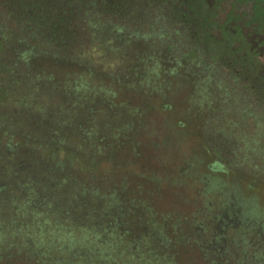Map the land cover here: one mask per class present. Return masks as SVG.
Listing matches in <instances>:
<instances>
[{
  "label": "rangeland",
  "instance_id": "374dc122",
  "mask_svg": "<svg viewBox=\"0 0 264 264\" xmlns=\"http://www.w3.org/2000/svg\"><path fill=\"white\" fill-rule=\"evenodd\" d=\"M203 26L183 0H0V221L20 215V249L35 237L61 264H194L174 245L218 239L229 264H264V82L210 57ZM63 41H74L58 56H76L70 71L22 59L31 46L63 52ZM183 57L209 90L201 108L169 71ZM14 164L46 176L44 216H22Z\"/></svg>",
  "mask_w": 264,
  "mask_h": 264
},
{
  "label": "trees",
  "instance_id": "16d2710c",
  "mask_svg": "<svg viewBox=\"0 0 264 264\" xmlns=\"http://www.w3.org/2000/svg\"><path fill=\"white\" fill-rule=\"evenodd\" d=\"M197 5L198 3L196 4V2H191L189 4V11L193 12V15L199 16L200 18L203 19V22H204L203 27L205 28L206 31L203 35L204 38L199 39L200 43L203 44V46L206 49V52L209 54L210 57L214 59H218V60L221 59L222 56H226L229 58L231 56V53L229 51L230 46L228 47L219 46L218 42L211 35V31L215 29L216 27V23L214 22L215 11L209 10L207 4L204 2H201V5H198V6ZM6 20L10 21V19L7 17H6ZM20 33L24 34L23 31H21V29H20ZM73 42L74 41H72L69 45H67L65 44V41H63V46H64L63 52L62 50H49V49L47 50L45 48L39 49V48H34L33 46L27 47V49L25 48V50L22 52V59L24 60L32 59L33 61H36L37 63L41 64L42 67L46 68V70H49V71H53V72L55 71L58 73L63 72V71H70L71 69L75 68L74 60L76 56L72 55V58L70 59L68 58L59 59L58 56L61 53H66L69 55L75 52L72 49ZM256 71H257V68L256 69L251 68L248 74L254 76V73ZM82 74L84 73L82 72ZM59 153H62L63 156H65L63 150H61ZM207 161H206L208 163L207 168L212 172L222 174L224 172L232 171L229 165L227 166L222 162L212 161V160L211 161L207 160ZM16 175H17V172H16ZM30 182H31L30 184L26 183L24 185L25 188L24 189L22 188L23 192H20L18 195L19 197H17V198H22L23 193H24L27 195V198L29 199L27 203V207H23V209H25L23 210L25 214H22V216H25L27 218L29 213H33L37 211H41L40 216H44L42 210L47 209L46 207H48L49 205H47L45 198L42 196V194H39V191H36V190H39L40 182H38V180L36 181L30 180ZM4 190H5V186H0V195L2 194ZM12 192H15V191H12ZM52 194L55 196L54 192ZM56 204L58 205V202ZM57 205L54 204L52 206L56 207ZM53 211H56V209H54ZM0 214H1V210H0ZM66 215L67 216L70 215L72 217V220H69L67 218L65 219L66 221L68 222L71 221L70 223L72 222L81 223V224L79 223L76 225V228L80 230L79 232L81 231L84 232L86 230V227L83 223L85 221L81 218V216L77 218L76 216H72L71 212H68V211H64V213L61 212V216H66ZM18 216L20 215H16V219H12L10 222L0 221V239L1 238H4V240L7 239L5 244L8 245V246L3 247V249L1 248L3 251L0 250L1 251L0 252V264H21L22 262H24V264H61L62 262L59 261L60 255H57L55 257L53 256L49 257V256H46L45 254L43 255L39 254L38 250L40 249L39 248L40 245L35 244L36 239H37V238L35 239V237L32 239L33 242H30L29 241L30 238H29L28 241L27 240L24 241V243L22 244L23 246H21V249L18 247V245H21L22 243L21 239L23 236H21V234L23 233V229H25V227L21 226V222L18 219ZM210 218L212 222H217V224L219 221H223V219H221L220 217L214 218V220H213V217H210ZM229 218L234 220V218H232L231 216H229ZM237 220L239 221L240 219H237ZM71 225H74V224H71ZM256 227L257 225L253 226V223H248L246 226L245 225L242 226L241 229L247 232H250L251 241H253L254 238L260 239L261 233L259 232V229ZM126 235L127 233L123 234V237H125ZM29 244H31V246H29ZM166 247L168 246L166 245ZM174 248H175L174 254L175 255L178 253L180 254V257L179 255H176L177 261L179 262H181L180 258L182 257L184 252L188 249L189 250L191 249L192 251H194L195 254H197L196 257H193V262H195L194 264H229L228 259L225 258V255L226 256L230 255L229 248L227 247L225 249V247L220 246V242L218 239H215L214 241H209L208 243H204L198 240H194L190 242L189 244L188 242L176 243L173 249ZM263 251L264 250H262L261 252ZM246 254H247V251L245 250L242 252L240 251L238 252V255L242 259L244 258V255L246 256ZM258 257H256V260L258 263L256 262L254 263L253 261H251V255L249 254L247 262L244 260L245 264H261L260 261L258 260L260 258Z\"/></svg>",
  "mask_w": 264,
  "mask_h": 264
},
{
  "label": "flooded vegetation",
  "instance_id": "af4514ba",
  "mask_svg": "<svg viewBox=\"0 0 264 264\" xmlns=\"http://www.w3.org/2000/svg\"><path fill=\"white\" fill-rule=\"evenodd\" d=\"M191 2H196L198 5L204 2L209 10L215 11L214 22L216 27L211 31V35L219 46H230L231 56L229 58L222 56L221 59L215 60L227 63L233 71H245L247 74L251 68H257L254 76L261 78L264 82V0H183L185 11L193 15V12L189 11ZM136 30L140 31L144 37L148 36L139 26L136 27ZM177 32L181 33L179 30ZM130 52L131 50L127 51V54ZM148 57L147 64L159 60V57H154V55H151V57L148 55ZM192 59L195 58L192 57ZM165 60L168 61L169 57ZM163 61L161 59L158 62L162 63ZM189 63L190 61L183 57L179 60V65L174 64L169 71L177 74L178 77L181 74L185 76L188 81L184 83V86L190 95V100L194 105L198 103L201 108L206 102L204 97L208 95L209 90L203 76H200V73L196 72L197 70L193 67L188 66ZM181 65L183 70H181ZM125 69H123V73L126 72ZM127 72H130V69ZM232 79L233 77L227 76V80ZM13 172L10 171V173H13V178L17 180L16 183L20 190L18 187L16 189L20 192H23L22 188H25L26 183H31L30 180H38L40 184L46 180V176L39 173L38 170L29 169L23 164L16 165ZM23 195L26 194L23 193ZM74 214L82 216L81 213L75 211Z\"/></svg>",
  "mask_w": 264,
  "mask_h": 264
}]
</instances>
